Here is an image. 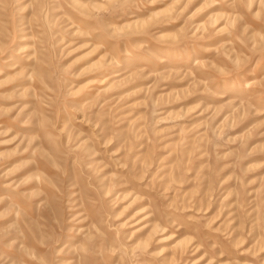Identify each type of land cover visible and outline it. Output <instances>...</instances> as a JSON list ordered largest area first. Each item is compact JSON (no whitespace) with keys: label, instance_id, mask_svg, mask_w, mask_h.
<instances>
[{"label":"rangeland","instance_id":"obj_1","mask_svg":"<svg viewBox=\"0 0 264 264\" xmlns=\"http://www.w3.org/2000/svg\"><path fill=\"white\" fill-rule=\"evenodd\" d=\"M0 264H264V0H0Z\"/></svg>","mask_w":264,"mask_h":264}]
</instances>
